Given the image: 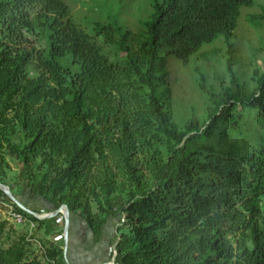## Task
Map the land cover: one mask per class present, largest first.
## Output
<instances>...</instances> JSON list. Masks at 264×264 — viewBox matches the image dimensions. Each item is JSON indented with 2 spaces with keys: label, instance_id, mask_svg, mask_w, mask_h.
Segmentation results:
<instances>
[{
  "label": "trees",
  "instance_id": "obj_1",
  "mask_svg": "<svg viewBox=\"0 0 264 264\" xmlns=\"http://www.w3.org/2000/svg\"><path fill=\"white\" fill-rule=\"evenodd\" d=\"M254 1L156 0L138 49L98 25L125 54L114 63L61 0H0V182L69 205L96 243L115 220L116 264H264V137L246 151L232 136L239 107L264 116V77L254 94L211 96L207 123L183 131L157 78L162 57L188 65L231 39ZM0 202L22 218L0 220V264H69L63 215L40 220L1 189Z\"/></svg>",
  "mask_w": 264,
  "mask_h": 264
},
{
  "label": "rangeland",
  "instance_id": "obj_2",
  "mask_svg": "<svg viewBox=\"0 0 264 264\" xmlns=\"http://www.w3.org/2000/svg\"><path fill=\"white\" fill-rule=\"evenodd\" d=\"M69 9L73 22L102 47L103 54L111 62L125 57L116 44H107L104 35H97L98 25H111L131 34L126 44L138 49L139 43L147 40L149 29L147 23L155 15L156 0H61ZM264 0H255L252 6L242 9L238 19L235 35L231 39L218 37L212 43L204 45L185 65L174 56L162 57L158 63L157 78L159 84L158 97L169 106L175 125L183 131L190 123L206 124L209 114L216 110L210 98H225L228 94H254L260 89L264 77ZM115 40H124L123 34L115 32ZM125 41V40H124ZM201 83L204 85L203 91ZM168 87L171 94L168 93ZM208 92V93H207ZM243 112L241 128L232 132L238 136L244 150L260 147L264 137V116L258 112L239 107ZM224 127L216 132L217 137L210 141L218 149L225 146ZM21 199L28 208L46 214L45 201L33 194L25 192ZM10 203L0 202V220H8L10 225L18 222L14 217ZM63 216L60 217L61 230L65 229ZM74 218V217H73ZM116 221L108 224L110 235L115 231ZM64 226V227H63ZM76 239L81 244L91 234H85V226H80ZM108 235H106L107 237ZM96 245L97 252L109 251L108 241ZM108 242V244H107Z\"/></svg>",
  "mask_w": 264,
  "mask_h": 264
},
{
  "label": "crops",
  "instance_id": "obj_3",
  "mask_svg": "<svg viewBox=\"0 0 264 264\" xmlns=\"http://www.w3.org/2000/svg\"><path fill=\"white\" fill-rule=\"evenodd\" d=\"M64 221H65V218H64ZM83 225L85 226V230H84L85 234L87 233H88L87 235L91 234L89 227L84 221L76 217L72 218V225H71V230H70L71 236H70V242L68 244L69 249L67 253L68 262H70L71 264H102L104 262L110 261L111 260L110 256L112 252V249L110 248V244L116 234V225H115V231L111 233L112 235H110L108 231V225H107L106 230H105V235L100 243H96L94 238L92 237V240L96 245L98 244L102 245L103 243H105L104 242L105 240L106 241L109 240V244L107 242L109 251L106 248V250L102 252H99V251L97 252V250H95L94 243L89 238L85 239V242L88 245L81 244L82 243L80 242L81 240L79 241L78 239H76V237L78 238V236L76 235V232H78L79 228H81L80 226H83ZM65 226H66V222H65ZM106 235L108 236L106 237ZM65 251H66V241H65Z\"/></svg>",
  "mask_w": 264,
  "mask_h": 264
},
{
  "label": "water",
  "instance_id": "obj_4",
  "mask_svg": "<svg viewBox=\"0 0 264 264\" xmlns=\"http://www.w3.org/2000/svg\"><path fill=\"white\" fill-rule=\"evenodd\" d=\"M0 189L6 194L8 199L10 201H13L14 203H16L20 209L26 211L29 214L34 215L35 217H37L40 220L52 219V218L59 217L60 215H63L65 217L66 226H65L64 237H65V241H66L65 254H66V257H67V253H68V249H69L68 248V244L70 242V236H71L70 230H71L72 218H73V215H72V212H71V210L69 208V205L64 204L61 209L54 211L52 209L51 205L48 203V201L43 196H40L39 198H41L42 200L45 201L47 210H49L48 213L41 214L39 212H36L33 209L28 208V205L21 198H19V197L14 195L12 189L9 186L4 185L3 183L0 182ZM91 236L93 237L92 234H91ZM115 256H116V252H114V256L112 257V259L110 261L104 262L102 264H116L115 261H114Z\"/></svg>",
  "mask_w": 264,
  "mask_h": 264
},
{
  "label": "built area",
  "instance_id": "obj_5",
  "mask_svg": "<svg viewBox=\"0 0 264 264\" xmlns=\"http://www.w3.org/2000/svg\"><path fill=\"white\" fill-rule=\"evenodd\" d=\"M14 217H16L17 218V221L20 223V222H22V218L19 216V215H14Z\"/></svg>",
  "mask_w": 264,
  "mask_h": 264
}]
</instances>
